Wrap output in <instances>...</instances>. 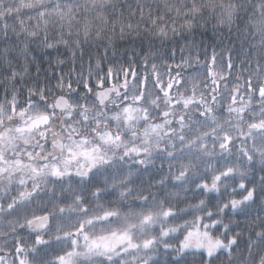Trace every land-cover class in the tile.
Segmentation results:
<instances>
[{"label":"clouds","instance_id":"9594fccd","mask_svg":"<svg viewBox=\"0 0 264 264\" xmlns=\"http://www.w3.org/2000/svg\"><path fill=\"white\" fill-rule=\"evenodd\" d=\"M261 87L264 0H0V264H264Z\"/></svg>","mask_w":264,"mask_h":264},{"label":"snow or ice","instance_id":"6c2138e0","mask_svg":"<svg viewBox=\"0 0 264 264\" xmlns=\"http://www.w3.org/2000/svg\"><path fill=\"white\" fill-rule=\"evenodd\" d=\"M229 67H230V68L232 67L231 62H229ZM248 87H249V89H251V88H254L255 85H253L252 82L249 81V82H248ZM259 92H260L261 94H264V87H261V88L259 89ZM108 215H110V213H105V216H108ZM145 219H147V217H145ZM82 227H83V226H82ZM114 235H116V234L114 233ZM118 238L121 239V240H124V239H127V235H126V234H121V235H119ZM150 243H151V241H148V240L144 241L145 247H147ZM93 244H95V242H93ZM208 245H209V247H212V246H214V242L211 241V240H208ZM104 247L107 248L108 246H107V245H104ZM132 247H135V245L133 244ZM62 259H63V258H62ZM68 264H70V262H68Z\"/></svg>","mask_w":264,"mask_h":264}]
</instances>
